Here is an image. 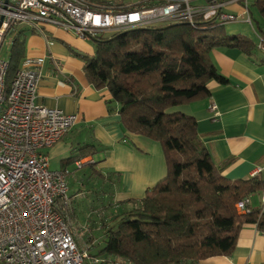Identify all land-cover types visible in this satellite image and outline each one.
<instances>
[{
	"label": "trees",
	"instance_id": "trees-1",
	"mask_svg": "<svg viewBox=\"0 0 264 264\" xmlns=\"http://www.w3.org/2000/svg\"><path fill=\"white\" fill-rule=\"evenodd\" d=\"M89 1L107 10L161 2ZM253 5L264 22V0H254ZM217 18L197 16L195 25L183 20L130 27L92 38V54L73 50L83 60L88 82L109 92L108 111L118 112L126 132L159 142L166 165L165 175L146 188L143 196L122 201L114 200L120 173L97 167L101 159L61 169L67 171L66 180L73 174L78 185L67 193L68 203L59 212L73 232L75 227L90 242L81 246L74 232L80 247L97 264H197L208 257L231 255L246 223L256 224L264 233V212L241 213L236 208L244 196L264 190L263 173L228 179L223 174L227 161H212L195 118L176 109L206 95L209 81L227 82L210 57L213 47H237L246 53L255 48L245 36L227 34ZM29 31L16 30L11 40L5 92L25 56ZM96 148L94 143L78 146L71 156L74 164L93 155ZM81 195L91 196L99 206L90 211L78 209L73 200ZM76 218L85 221L80 228Z\"/></svg>",
	"mask_w": 264,
	"mask_h": 264
},
{
	"label": "crops",
	"instance_id": "crops-1",
	"mask_svg": "<svg viewBox=\"0 0 264 264\" xmlns=\"http://www.w3.org/2000/svg\"><path fill=\"white\" fill-rule=\"evenodd\" d=\"M190 3L193 8L201 10L196 16L236 15L234 21L223 22L225 32L245 36L255 43V48L246 53L237 47H213L210 57L227 82L209 81L206 95L176 109L195 118L197 131L212 161H227L223 174L228 179L247 178L254 175L258 167L263 168L264 176V45L260 46V39L264 41V29L259 27V20L248 7V0H218L221 6L214 13L210 0H191ZM248 17H251L250 21ZM254 22L260 31L254 27ZM39 26V30L29 31L25 39V55L45 56L35 102L58 108L66 114L78 115L77 122L61 139L43 149L48 156L49 168L72 170L71 165H76L77 161L74 164L71 156L77 153L78 146L94 143L97 152L81 161H99L95 157L99 155L101 160L97 167L120 173L122 188L115 192L114 200L143 196L146 188L166 173L159 142L126 132L118 112L107 109L109 92L97 90L88 82L83 60L73 50L92 54L94 48L90 40L53 24L42 23ZM212 104L218 111L215 117L209 110ZM259 203L260 193L251 194L247 207L257 209ZM76 221L77 228L85 222L77 218ZM73 230L77 232L78 240L83 241L78 229L73 227ZM84 243V246L90 245ZM197 264H264V233L256 224L246 223L239 231L231 255L208 257Z\"/></svg>",
	"mask_w": 264,
	"mask_h": 264
},
{
	"label": "built area",
	"instance_id": "built-area-1",
	"mask_svg": "<svg viewBox=\"0 0 264 264\" xmlns=\"http://www.w3.org/2000/svg\"><path fill=\"white\" fill-rule=\"evenodd\" d=\"M190 1L164 0L130 10H107L89 0H0V48L17 23L38 30L40 24L49 23L73 30L85 40L130 27L183 20L195 25L201 10ZM244 5L248 15L246 1ZM210 6L214 13L221 4L210 0ZM218 15L221 23L237 18L232 13ZM260 41L262 47L264 41ZM44 61V55H25L5 92L9 61L0 58V264H84L87 257L59 212L68 203L67 171L50 169L43 151L64 136L78 115L35 102ZM209 110L213 117L218 114L215 104ZM262 169L258 167L257 172ZM248 198L237 202L239 212L251 210ZM257 210L264 212V190Z\"/></svg>",
	"mask_w": 264,
	"mask_h": 264
},
{
	"label": "rangeland",
	"instance_id": "rangeland-1",
	"mask_svg": "<svg viewBox=\"0 0 264 264\" xmlns=\"http://www.w3.org/2000/svg\"><path fill=\"white\" fill-rule=\"evenodd\" d=\"M135 1H137V0H130V2H135ZM248 1H250V3L248 4V7H250V10H252L254 12V14L256 15L254 17H257L258 20H259V24H260L259 27L264 29L263 20L261 18V15H260L258 9L255 6L251 5V1L252 0H248ZM254 27L258 31H260L259 27L255 24V22H254ZM19 29H31V28L26 23H17L16 26H13L9 30V33L6 35L4 41H3L2 45H1L0 58H7L8 51H9L10 46H11V40L13 38V35L15 34L16 30H19ZM70 31L74 32L73 30H70ZM90 44L93 46L92 40H90ZM95 157H96V159H101V156H99V155H97ZM51 167L53 168L52 163H51ZM71 168H74V166L71 165ZM120 180H121V178H120ZM67 182H68V191H67V193L71 194V192L76 189V187L78 185V181L74 180L73 178H69L68 177ZM121 184H122V182H121ZM121 188H122V185H120L119 190H121ZM254 194H258V193H254ZM73 201L75 203H77L78 209L83 210V211H90V210L94 209V207L96 209V207H98L99 204H100V202L97 203L95 200H92L91 196H85V195L77 196V197L74 198ZM97 201H99V200H97ZM94 203H96V205H94ZM78 241L81 244V246L82 245L84 246V244H85L84 242H86L85 240H83L84 241L83 242L80 239ZM86 243H90V242H86ZM92 245L93 244L91 243V246ZM89 249L90 248H88L87 251H89ZM94 259L95 258H92L89 255H87V257L85 258V263L84 264H97V263L94 262ZM101 264H112V263L106 262V263H101Z\"/></svg>",
	"mask_w": 264,
	"mask_h": 264
},
{
	"label": "bare ground",
	"instance_id": "bare-ground-1",
	"mask_svg": "<svg viewBox=\"0 0 264 264\" xmlns=\"http://www.w3.org/2000/svg\"><path fill=\"white\" fill-rule=\"evenodd\" d=\"M33 30V29H32ZM92 40V39H91Z\"/></svg>",
	"mask_w": 264,
	"mask_h": 264
}]
</instances>
